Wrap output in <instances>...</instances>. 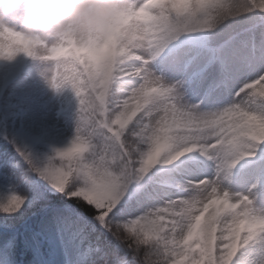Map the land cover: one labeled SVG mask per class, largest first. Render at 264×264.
Listing matches in <instances>:
<instances>
[{
	"label": "snow or ice",
	"instance_id": "snow-or-ice-1",
	"mask_svg": "<svg viewBox=\"0 0 264 264\" xmlns=\"http://www.w3.org/2000/svg\"><path fill=\"white\" fill-rule=\"evenodd\" d=\"M127 22L44 57L79 120L54 156L0 158V264H264V0H133ZM32 44L4 30L0 58Z\"/></svg>",
	"mask_w": 264,
	"mask_h": 264
},
{
	"label": "clouds",
	"instance_id": "clouds-1",
	"mask_svg": "<svg viewBox=\"0 0 264 264\" xmlns=\"http://www.w3.org/2000/svg\"><path fill=\"white\" fill-rule=\"evenodd\" d=\"M132 3L133 0H0V34L10 30L32 37V56L43 61L54 47L69 53L103 54L115 42H125V34L130 33L127 20ZM52 67L51 64L46 74Z\"/></svg>",
	"mask_w": 264,
	"mask_h": 264
},
{
	"label": "rangeland",
	"instance_id": "rangeland-1",
	"mask_svg": "<svg viewBox=\"0 0 264 264\" xmlns=\"http://www.w3.org/2000/svg\"><path fill=\"white\" fill-rule=\"evenodd\" d=\"M51 63L55 62L36 57L28 65L27 74L15 81L3 97L4 114L12 125L9 141L16 149L40 159L54 156L57 149L70 145L79 120L80 102L75 91L70 86L54 88L49 82L46 70ZM228 190L241 192L244 188L233 185ZM254 203L264 210L263 189Z\"/></svg>",
	"mask_w": 264,
	"mask_h": 264
},
{
	"label": "trees",
	"instance_id": "trees-1",
	"mask_svg": "<svg viewBox=\"0 0 264 264\" xmlns=\"http://www.w3.org/2000/svg\"><path fill=\"white\" fill-rule=\"evenodd\" d=\"M31 56H28L26 54L24 55H18L14 58H0V91L2 88L5 87V85L8 83V80L12 76H19L24 71L25 58H30ZM0 114H1V105H0ZM8 125L5 123L4 120H2L0 116V148H3L6 144V139L8 135ZM8 141V140H7ZM10 157H17L15 154L10 155ZM30 258V257H29Z\"/></svg>",
	"mask_w": 264,
	"mask_h": 264
}]
</instances>
